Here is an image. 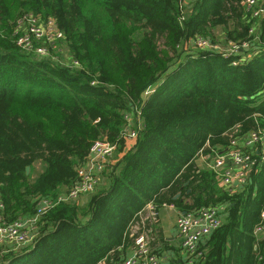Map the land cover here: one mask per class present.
I'll use <instances>...</instances> for the list:
<instances>
[{"label": "trees", "instance_id": "obj_1", "mask_svg": "<svg viewBox=\"0 0 264 264\" xmlns=\"http://www.w3.org/2000/svg\"><path fill=\"white\" fill-rule=\"evenodd\" d=\"M241 2L189 0L182 10L180 0H0V201L7 222L32 215L37 197L56 199L75 183L96 139L121 150L124 115L135 104L141 111L136 142L107 167L106 184L83 207L49 208L30 247L0 245V264H121L133 241L128 227L148 202L156 210L224 207L222 224L187 264H264V143L254 150L248 183L233 191L195 163L212 149L226 150L230 135L264 133V24L250 33L257 18ZM26 14L52 19L62 34L47 56L18 45L16 23ZM217 27L225 43L249 47L230 57L184 54L196 36L218 41ZM187 188L189 201L173 198Z\"/></svg>", "mask_w": 264, "mask_h": 264}, {"label": "built area", "instance_id": "obj_2", "mask_svg": "<svg viewBox=\"0 0 264 264\" xmlns=\"http://www.w3.org/2000/svg\"><path fill=\"white\" fill-rule=\"evenodd\" d=\"M188 1L180 0L179 7L182 10L186 9ZM241 5L250 17L264 18V0H242ZM16 27L23 32L17 40L18 45L26 51H34L41 57L48 55L47 45L55 48V39L62 36L55 28L52 19L41 21L40 17L32 14L20 17ZM252 31L253 28L250 29V33ZM192 43L197 49L220 53L224 57H230L249 47L248 42L227 41L221 45L203 36H196ZM55 60H61L64 63L58 57ZM232 63L236 64V62ZM68 64L71 67L80 66L77 61L72 63L69 61ZM148 90L152 91L151 88L145 91ZM140 115L141 111L137 104L133 105L132 110L124 115L125 126L122 131L123 148L121 149L123 152L130 150L136 142L141 125ZM230 136L232 139L226 150L218 151L216 148L205 154L210 160L209 163L211 162L209 166L215 173L217 183L226 191H233L248 182L253 165L254 149L264 143L262 129L250 131L240 138ZM115 150L116 144L106 138L96 139L83 164L76 168V182L59 193L56 199L37 197L35 212L32 215L18 217L12 222H7L3 217V204L0 201V245L19 250L32 244L36 236L37 222L49 208L60 202L74 203L81 195L94 192ZM227 160L229 165L226 164ZM261 215L264 216V211ZM157 220L158 210L155 209V204L146 203L128 227L129 235L133 238L130 246L131 252L123 258L121 264H167L169 256L164 251L159 252L158 250V232L155 227ZM222 220L216 206L190 210L176 218L175 227L181 238L180 246L188 258L196 254L199 242L219 227ZM262 228L261 225L256 226L255 232L261 231ZM188 262L190 263L191 259H188ZM98 264L106 263L100 261Z\"/></svg>", "mask_w": 264, "mask_h": 264}, {"label": "crops", "instance_id": "obj_3", "mask_svg": "<svg viewBox=\"0 0 264 264\" xmlns=\"http://www.w3.org/2000/svg\"><path fill=\"white\" fill-rule=\"evenodd\" d=\"M260 23L264 24V18H262L260 20ZM254 25L256 26L257 24L255 23ZM261 25H260V27H261ZM221 31H220V33H222ZM215 33H218V31L216 30ZM221 35H223V34H221ZM188 46H190V45H188ZM189 48L192 49L191 47H189ZM171 69H173V68H171ZM156 87H157V85H154V87L151 88L152 91L150 92V94L156 89ZM258 148L260 150H262V145H258L254 150H256V152H258L259 151ZM124 153L125 152H123L122 150H117L116 149L115 152H114V155L111 157L110 161L108 162L107 167L110 166V165L115 164L124 155ZM206 157H207L206 155H202V154L199 155L198 157H196L195 163H196L198 168H200V169H204V168L205 169H210L209 165H210L211 162L209 163L210 160L208 158H206ZM263 160H264V158L261 159V162H263ZM226 164L227 165L230 164L228 160H227ZM107 167L101 174V178H100V181H99L100 185L103 182L106 184V176H105L104 172L108 171ZM255 168L257 170L258 166L257 167L255 166ZM186 184H187V182H183L182 186H186ZM100 185L98 187H100ZM180 190L175 193L173 198H175V199L179 198L180 200L189 201V198H190L189 193H190L191 189L187 188L184 191H182V190L180 191ZM63 191H65V190H63ZM182 192H183V194H182ZM255 195H257V192L253 191L252 196H255ZM90 197H91V195L87 196V194L81 195L79 197L77 203L81 207H83L89 202ZM218 208H219V211H223L224 210L223 206H218ZM157 210H158V220H157V224L155 225V227H156V230H157V232L159 234L158 235L159 249H161L162 252H163V249H167L168 250V252L164 251L165 254H167L169 256L168 262H170L171 259L175 258V259H177V261H179V262L181 261L182 264L187 263L186 253L181 249V246H180L181 238H180V236H179V234H178V232L176 230V227H175L176 218L180 214H183V213H185L187 211L180 210L174 204L161 205ZM262 211H264V210H262ZM221 216H223V214ZM260 232L261 231L255 232V227H254V232L253 233L255 234V236H258L260 234ZM171 247L180 248L181 250L174 254L171 251V249H172ZM254 248H256V246H254ZM130 250H131V248H128L126 253H125V255H129L130 252H131Z\"/></svg>", "mask_w": 264, "mask_h": 264}, {"label": "rangeland", "instance_id": "obj_4", "mask_svg": "<svg viewBox=\"0 0 264 264\" xmlns=\"http://www.w3.org/2000/svg\"><path fill=\"white\" fill-rule=\"evenodd\" d=\"M262 18H258V19H256L255 20V22H256V26L253 24V31H252V33H255V34H257L258 33V31L260 30V25L261 24H263V23H260V20H261ZM216 30L218 31V33H215V36H216V40H218L217 42H219L221 45H224L225 44V42H224V37H223V35H221L222 33H220V31H221V28L220 27H217L216 28ZM215 30V31H216ZM214 31V32H215ZM222 32V31H221ZM162 39H160L159 40V45H160V47L162 46ZM188 45H190V46H188ZM187 46H186V50L187 51H185V53L184 54H187V52H190L191 50H190V48L189 47H191L192 48V50L194 49V50H196V51H199V49H197L196 47H194L193 46V43H192V40H190V42H189V44H188ZM201 51V50H200ZM192 52H195V51H192ZM184 57H185V55H183ZM54 57L56 58V57H60L59 55H57V54H54ZM183 57V58H184ZM165 76V75H164ZM164 76H162V78L157 82V84L156 85H159L161 82H162V80H163V78H164ZM153 88V87H152ZM150 95V92H149V90L148 91H145L143 94H142V98L143 99H145V98H147L148 96ZM38 168V167H37ZM100 184L98 183V185L96 186L97 188H98V186H99ZM103 185H105V183L103 182L100 186H103ZM219 185V184H218ZM221 187V186H220ZM222 188V187H221ZM224 189V188H223ZM93 193V192H92ZM92 193H88L87 194V196L88 195H92ZM76 203H77V201H76ZM30 245H32V244H30ZM30 245H29V247H30Z\"/></svg>", "mask_w": 264, "mask_h": 264}, {"label": "water", "instance_id": "obj_5", "mask_svg": "<svg viewBox=\"0 0 264 264\" xmlns=\"http://www.w3.org/2000/svg\"><path fill=\"white\" fill-rule=\"evenodd\" d=\"M26 172L27 173L29 172V166H26Z\"/></svg>", "mask_w": 264, "mask_h": 264}]
</instances>
